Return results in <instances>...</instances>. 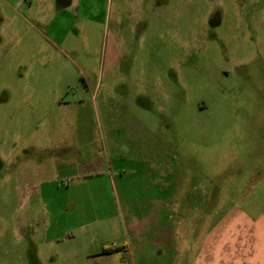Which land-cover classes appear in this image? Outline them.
<instances>
[{"label": "rangeland", "instance_id": "1", "mask_svg": "<svg viewBox=\"0 0 264 264\" xmlns=\"http://www.w3.org/2000/svg\"><path fill=\"white\" fill-rule=\"evenodd\" d=\"M158 162L174 192L186 178L187 207L199 182L264 194V0H0V257L70 239L51 215L72 176L104 191L74 199L94 223L84 239L119 240L106 180L134 193V168ZM24 175L42 202L24 200Z\"/></svg>", "mask_w": 264, "mask_h": 264}, {"label": "crops", "instance_id": "2", "mask_svg": "<svg viewBox=\"0 0 264 264\" xmlns=\"http://www.w3.org/2000/svg\"><path fill=\"white\" fill-rule=\"evenodd\" d=\"M60 149L61 146L52 145L47 151L52 152L51 158L55 159ZM32 150L39 152L37 147ZM23 166L44 168L43 163H23ZM149 168L151 171L146 175L134 168V193L127 188L132 180L120 177L116 181L113 176L106 180L110 191L118 194L119 240L84 239L94 223L87 219L85 206L78 209L81 205L74 201L81 195L84 200L87 196L100 198L104 191L99 182L92 187L87 179L72 176L65 185V204L56 207L51 215L58 222L66 217L69 227L64 228L70 233V239H47L40 245L26 243V248L37 247V251L18 259L0 257V264H64L68 261L70 264H264V194L252 193L250 180L245 191L238 195L226 191L221 194L212 181L209 189L203 190L199 182L193 188L196 203L187 207L186 178L176 181L179 186L174 192L175 178L171 176L168 163H149ZM118 171L120 173V169ZM156 172L161 176L154 175ZM23 183L29 187L24 200L42 202L44 192L40 186L44 181L34 175H24ZM258 184L264 190V180ZM236 199L242 201L241 205ZM74 212L79 220L72 224ZM58 222L44 226V231H54ZM41 248L47 253L43 254ZM62 248H65L64 255Z\"/></svg>", "mask_w": 264, "mask_h": 264}, {"label": "trees", "instance_id": "3", "mask_svg": "<svg viewBox=\"0 0 264 264\" xmlns=\"http://www.w3.org/2000/svg\"><path fill=\"white\" fill-rule=\"evenodd\" d=\"M107 249H104L103 252H106Z\"/></svg>", "mask_w": 264, "mask_h": 264}]
</instances>
